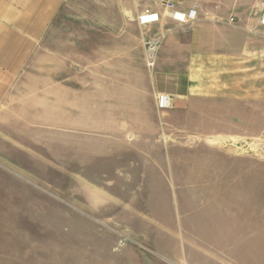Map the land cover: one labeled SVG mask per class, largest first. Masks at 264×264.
Listing matches in <instances>:
<instances>
[{
    "label": "rangeland",
    "instance_id": "1",
    "mask_svg": "<svg viewBox=\"0 0 264 264\" xmlns=\"http://www.w3.org/2000/svg\"><path fill=\"white\" fill-rule=\"evenodd\" d=\"M76 16L79 28L105 29L102 10ZM127 24L143 51L152 33ZM69 52L33 56L14 89L19 104L0 106L17 116L0 126V264H100L102 234L116 243L126 236L158 260L177 253L189 264H264V103L217 105L220 114H207L214 121L198 117L195 102L167 112L142 104L139 113L91 104L84 84L111 75L94 69L140 62ZM214 124L230 136H204Z\"/></svg>",
    "mask_w": 264,
    "mask_h": 264
},
{
    "label": "crops",
    "instance_id": "2",
    "mask_svg": "<svg viewBox=\"0 0 264 264\" xmlns=\"http://www.w3.org/2000/svg\"><path fill=\"white\" fill-rule=\"evenodd\" d=\"M160 1L0 0V106L19 104L14 102V89L28 72L33 56L42 59L61 56L64 54L61 50H69L68 56L73 57L94 56L91 51H95L102 57L140 62L137 68L133 64L127 68L101 64L94 69L111 75L100 86L88 81L84 84L85 100L91 104H132L139 113L142 104L156 107L155 96L160 94L169 98V108L180 106L181 110H189L191 102L202 105L198 117L203 114L204 120L214 121L215 117L207 114H220L217 105L235 101L249 104L254 97L264 103V25L261 23L264 0H208L202 12L207 13L209 21L198 24L189 35L169 31L175 23L163 18L160 24L148 29L152 35L145 37L168 32L157 69L148 73L142 58L141 33L125 31V24L127 21L128 30L139 28L137 18L145 9L161 14ZM172 1L184 8L191 2L185 0L180 6V0ZM85 8L103 11L104 30L75 26L72 19L77 17L78 9ZM229 17L235 18L234 26L226 24ZM93 39L100 42L95 47L90 43ZM252 56L258 58L256 65H251L252 60L248 59ZM4 110L0 112V126L12 127V118L17 116L7 107ZM123 110L124 107H117V112ZM219 127L214 124L206 129L204 136H230ZM86 233L92 240L91 228ZM95 239V243H100V264H189L182 257H175L177 253L171 258L161 256L165 263L134 244L125 243L115 252L116 241H107L103 234Z\"/></svg>",
    "mask_w": 264,
    "mask_h": 264
},
{
    "label": "built area",
    "instance_id": "3",
    "mask_svg": "<svg viewBox=\"0 0 264 264\" xmlns=\"http://www.w3.org/2000/svg\"><path fill=\"white\" fill-rule=\"evenodd\" d=\"M180 1V6H182L185 0ZM207 2L208 0H191L189 6L184 8L177 6V4L172 0H161L159 3L162 9L161 14L150 9H145L138 16L137 23L140 28L149 29L154 25L160 24L163 18H165L173 21L175 23L174 26L182 31L193 30L198 24L209 21L207 13L204 14L202 12V6ZM213 21L215 23H223L219 20ZM235 22L236 20L234 17H229L226 24L234 26ZM261 23L264 25V12ZM165 36L166 34H159L143 40L144 60L146 67L150 72L154 70L156 57ZM155 102L156 108L159 111L169 108V98L167 96L157 94L155 96ZM127 240L128 238L126 236L121 235L118 246H123L127 243Z\"/></svg>",
    "mask_w": 264,
    "mask_h": 264
}]
</instances>
